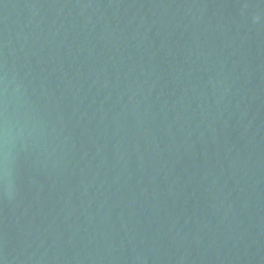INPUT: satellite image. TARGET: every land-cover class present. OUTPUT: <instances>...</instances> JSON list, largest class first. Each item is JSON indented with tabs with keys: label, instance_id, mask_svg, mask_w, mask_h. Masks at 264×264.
I'll return each mask as SVG.
<instances>
[{
	"label": "water",
	"instance_id": "95a60500",
	"mask_svg": "<svg viewBox=\"0 0 264 264\" xmlns=\"http://www.w3.org/2000/svg\"><path fill=\"white\" fill-rule=\"evenodd\" d=\"M0 264H264V0H0Z\"/></svg>",
	"mask_w": 264,
	"mask_h": 264
}]
</instances>
